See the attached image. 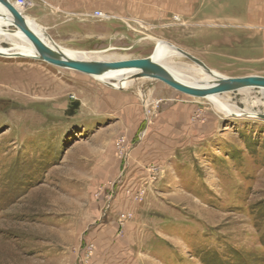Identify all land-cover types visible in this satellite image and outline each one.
<instances>
[{
    "label": "rangeland",
    "instance_id": "1",
    "mask_svg": "<svg viewBox=\"0 0 264 264\" xmlns=\"http://www.w3.org/2000/svg\"><path fill=\"white\" fill-rule=\"evenodd\" d=\"M89 3H125L130 17L120 45L92 53L113 61L146 59L164 42L221 77H264V0ZM2 37L0 47H15ZM77 44L62 46L72 55L90 53ZM170 64L197 68L184 57ZM130 82L117 88L116 79L109 86L32 58L0 57V264H89L93 239L114 221L120 225L110 234L114 240H124L121 229L135 224L128 262L264 264V120L258 118L264 105L256 104L264 102V91L221 93L238 110L257 114L227 117L162 82ZM40 88L47 90L38 94ZM104 90L136 97L143 120L134 136L113 134L114 110L106 121L89 106ZM123 137L130 158L138 146L160 147L150 159L167 169L155 166L150 180L137 184L128 177L130 158L123 171L117 155L115 143ZM96 148L106 157L87 161ZM113 161L122 164L117 179L108 176ZM124 202L145 208L144 220L134 212L116 216ZM122 215H131L123 225Z\"/></svg>",
    "mask_w": 264,
    "mask_h": 264
},
{
    "label": "crops",
    "instance_id": "2",
    "mask_svg": "<svg viewBox=\"0 0 264 264\" xmlns=\"http://www.w3.org/2000/svg\"><path fill=\"white\" fill-rule=\"evenodd\" d=\"M55 1L57 0H36L35 3H32L30 7L24 9L21 13L22 17L28 21L33 20L34 22H31L39 29L43 30V38L46 41H50L52 45L54 43L60 49L66 51V48L63 46L71 42H77L78 47H82L84 51L92 53L111 48V45L116 42L120 45V35L125 38L126 21L130 19L125 3H89L91 0H81V3H78L79 0H73L75 3H71L70 0L54 3ZM11 2L14 4V0H11ZM96 12H102L110 18L101 19L96 17ZM29 18L31 20H29ZM112 20L116 22L115 25L104 24ZM75 55L76 54L73 56ZM101 94V98L94 100V103L92 102L89 106L92 105L93 110L98 112L97 115L104 116L103 119L106 121L110 120V117H112L111 111L114 110L116 119L112 117L115 120L112 124L117 126V128L116 131H112L113 134L127 135L128 137L134 136L136 134L135 131L140 128L143 120L140 108L137 105V99H135L136 97L124 93H117L113 90H104ZM175 108L178 111L184 110V107L180 105ZM169 117L171 123H173V121H175L173 120L174 117L172 115ZM163 120L167 122L168 115H166ZM162 134L164 137L168 135L166 128L162 130ZM157 149L161 150L160 147L156 148L155 144L147 143L133 150L130 158L131 172L128 177H132L137 184H140L144 179L150 180V172L153 171L154 168L157 169L155 166H159L158 169L161 170L167 169L166 165L161 166L158 163L155 164L152 162V159H150L152 151H157ZM102 152H104L102 148L93 149L91 154L86 156L87 161L97 160L101 157L105 158L106 156L102 155ZM114 154L115 153L111 149L109 156ZM113 158L114 157H112V159ZM113 162L117 164V162ZM121 167L122 164H117L115 169L109 170V179L119 178ZM159 182L160 179L155 182L156 185L159 184ZM117 206L119 209L115 210L116 216L118 215L119 217L121 214H131L134 212L135 217L137 216L144 220L146 213L143 209L145 208L135 207L134 209L128 202H124L121 205L117 203ZM105 227L104 229L108 232L104 234L101 233L93 239V245L96 247V251L90 258L89 264H140V262H128L129 260L127 259L130 248H132L133 244H136V239H129L131 237L130 235L135 232V224H127L121 229V233L125 238L124 240H114L110 237L112 232L119 231L120 225L117 221ZM93 235L94 234L91 235V238ZM117 237L119 238V236ZM87 241L89 243L90 239H87ZM81 252L82 250L80 254ZM76 253L79 255V252ZM78 259L79 256L75 257V261L73 262L77 263Z\"/></svg>",
    "mask_w": 264,
    "mask_h": 264
},
{
    "label": "water",
    "instance_id": "3",
    "mask_svg": "<svg viewBox=\"0 0 264 264\" xmlns=\"http://www.w3.org/2000/svg\"><path fill=\"white\" fill-rule=\"evenodd\" d=\"M0 30L15 34H22L31 47L34 49L37 61L45 62L56 68L71 70L80 74L92 77L108 76L112 73L132 72L129 76L130 81L139 79H150L162 82L168 87L188 96L200 97L226 93L228 90L238 89H260L264 91V77L249 76L245 78H220L217 84L209 89H201L188 85L178 80L168 69L158 63L152 57L146 59H133L121 61L106 60H87L84 58H72L53 43L50 47L48 42L39 35L22 14L14 6L11 0H0ZM158 46V45H157ZM181 57L190 60L194 65L207 72L211 70L204 63L192 55L170 45ZM0 57H22V56H3ZM26 58V57H23ZM264 120V115L259 116Z\"/></svg>",
    "mask_w": 264,
    "mask_h": 264
},
{
    "label": "bare ground",
    "instance_id": "4",
    "mask_svg": "<svg viewBox=\"0 0 264 264\" xmlns=\"http://www.w3.org/2000/svg\"><path fill=\"white\" fill-rule=\"evenodd\" d=\"M255 4L251 5L252 8H250V17H252L251 20L253 22L255 21L256 15L254 13V7ZM255 15V16H254ZM24 18V17H23ZM25 19V18H24ZM250 20V21H251ZM27 22L32 26V28L39 34L44 36V32L42 29H39L34 23L31 21ZM1 23V22H0ZM11 33H8L6 31L0 30V36H3V39L11 40L14 43V48L12 49H4L0 47V53L3 56H22L27 58L34 59L36 57L34 49L31 47V45L28 43V41L25 39V37L20 34L19 32H16L15 34L10 35ZM42 36V37H43ZM50 47L54 48L52 46V43L50 41H47ZM66 52V51H65ZM104 52L101 53H86L81 54L80 56L76 57L72 54L66 52V54L72 58H84L87 60H106V61H113L112 57H104L102 56ZM110 56H112L110 54ZM177 56L181 57L180 54H178L170 45H167L164 42H160L158 44V48L156 49V52L153 55V59H155L158 63H160L162 66H164L166 69H168L178 80L197 87L201 89H209L213 85L217 84L221 77L219 75H216L212 71L207 72L202 68H196V67H188V66H176L170 64V58ZM112 59V60H111ZM127 60V59H123ZM114 61H121V60H114ZM132 75V72H119V73H112L108 76L98 77L100 78L104 83L110 84L111 86V80L116 79L117 84L116 87L118 88H126L128 87L131 82L128 80L129 76ZM46 88H40L38 90V94H43L46 92ZM245 92V90H239ZM229 93L234 92V90H228ZM48 93V92H47ZM221 93L211 94L204 96L203 99L207 101L215 110L218 111L221 115H225L227 117H240V116H247L250 114V117H254V112L249 111H240L235 106L228 104L225 102L223 97L220 95ZM145 106L148 109V100L146 99L144 101ZM256 104H262L264 105V102L259 101ZM260 114V113H258ZM259 118V117H258Z\"/></svg>",
    "mask_w": 264,
    "mask_h": 264
},
{
    "label": "built area",
    "instance_id": "5",
    "mask_svg": "<svg viewBox=\"0 0 264 264\" xmlns=\"http://www.w3.org/2000/svg\"><path fill=\"white\" fill-rule=\"evenodd\" d=\"M35 1L36 0H14V5L20 11V13H22L24 9H27L28 7H30L32 5V3H35ZM95 16L99 17L101 19H109L110 18L102 12H96ZM115 144H116V149H117V155L123 161V163H124L123 170H125L127 167V163L129 161V158H130V150L128 148L127 140L123 137V138L116 140ZM106 211L107 212L110 211L109 206L106 208ZM127 216L130 217L131 215H122L121 216V225L124 224V221L126 220Z\"/></svg>",
    "mask_w": 264,
    "mask_h": 264
}]
</instances>
